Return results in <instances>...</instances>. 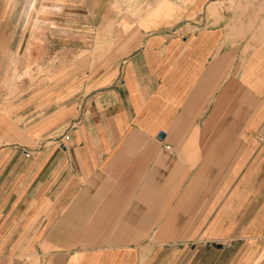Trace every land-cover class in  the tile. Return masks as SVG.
<instances>
[{
	"label": "crops",
	"instance_id": "crops-1",
	"mask_svg": "<svg viewBox=\"0 0 264 264\" xmlns=\"http://www.w3.org/2000/svg\"><path fill=\"white\" fill-rule=\"evenodd\" d=\"M39 10L53 81L0 114V264H264V0Z\"/></svg>",
	"mask_w": 264,
	"mask_h": 264
},
{
	"label": "rangeland",
	"instance_id": "rangeland-1",
	"mask_svg": "<svg viewBox=\"0 0 264 264\" xmlns=\"http://www.w3.org/2000/svg\"><path fill=\"white\" fill-rule=\"evenodd\" d=\"M47 0H0V114L11 117L17 102L27 101L33 88H44L53 78L48 62H41L49 52L42 44L46 36L39 26V10ZM46 16V14H45ZM41 25V24H40ZM40 39V41H39ZM33 41H36L33 44ZM57 48H61L57 47ZM63 54V53H61ZM13 116V115H12Z\"/></svg>",
	"mask_w": 264,
	"mask_h": 264
},
{
	"label": "built area",
	"instance_id": "built-area-1",
	"mask_svg": "<svg viewBox=\"0 0 264 264\" xmlns=\"http://www.w3.org/2000/svg\"><path fill=\"white\" fill-rule=\"evenodd\" d=\"M263 135H264V130H263ZM69 138H70V135H68V134H65V135L62 137V143H63V145L66 146V141H67ZM168 147H170V146H168ZM26 155H27V156H30V151L26 150Z\"/></svg>",
	"mask_w": 264,
	"mask_h": 264
}]
</instances>
